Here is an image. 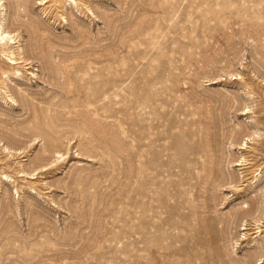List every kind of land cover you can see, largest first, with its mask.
I'll return each instance as SVG.
<instances>
[{
	"label": "rangeland",
	"instance_id": "374dc122",
	"mask_svg": "<svg viewBox=\"0 0 264 264\" xmlns=\"http://www.w3.org/2000/svg\"><path fill=\"white\" fill-rule=\"evenodd\" d=\"M24 1L0 6V264H264V168L206 190L187 162L264 154V0Z\"/></svg>",
	"mask_w": 264,
	"mask_h": 264
},
{
	"label": "bare ground",
	"instance_id": "6f19581e",
	"mask_svg": "<svg viewBox=\"0 0 264 264\" xmlns=\"http://www.w3.org/2000/svg\"><path fill=\"white\" fill-rule=\"evenodd\" d=\"M0 6H3V7L5 6V3L3 2V0H0ZM3 10H4V8H3ZM2 14H3V16H6L5 13H2ZM2 20H0V48L3 50V52H5V53L8 52L10 64H17L18 58L17 57H11V51L9 50V48L11 47L12 44H15V42L18 38L12 36V33L5 26L6 25V23L4 21L5 19L3 18ZM14 56H15V54H14ZM22 58H24V57H22ZM19 59H21V58H19ZM23 61H25V60H23ZM255 134H256V132H255ZM250 140L256 141L255 137L250 138ZM242 142L239 141V139H236V141L232 144V146L237 145V149H245V148L251 147L249 145L248 141H244V143H242ZM262 147H263L262 151L264 152V145H262ZM189 154H199V157L197 159L192 160L190 158H187V162L190 165L194 164L195 167L198 168V170L200 169L197 173V175H198L197 183L200 184L199 188H201V185H203V187H205L206 190H208L211 185H214L216 187L220 186V188L226 187V186L231 187V188H236L237 191L238 190L240 191L241 187H239L237 185L238 179H240V181H242V182H247L250 178V171L252 172V174H254L257 171H259L260 169L264 168V166H262V164L259 163L260 159L261 160L264 159L263 153L262 154L260 153L261 154L260 159L256 155L253 156L252 158H249L246 155H242L240 159H242V158L243 159L237 160L238 162H236L235 165H233V167L241 166L242 167L241 169H245V170H243L242 172L239 173V177L236 175L237 179H232L233 176L230 173L225 174L221 171V168H222L221 162H222L223 156L220 155L219 153H217V149L215 146L208 145L207 147L200 149V150L190 149ZM231 162H233V161H231ZM249 165H251V166H249ZM252 178H255V176H253ZM241 212H242V210H241ZM257 212H259L262 215L264 213V209H260L259 206L258 207L257 206L256 207L248 206V208L243 211V214L250 216V215L255 214ZM260 220L261 219H257L256 221H260Z\"/></svg>",
	"mask_w": 264,
	"mask_h": 264
}]
</instances>
